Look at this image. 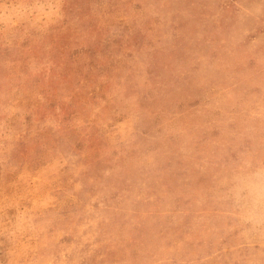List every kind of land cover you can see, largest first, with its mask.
Returning a JSON list of instances; mask_svg holds the SVG:
<instances>
[{
    "label": "rangeland",
    "instance_id": "obj_1",
    "mask_svg": "<svg viewBox=\"0 0 264 264\" xmlns=\"http://www.w3.org/2000/svg\"><path fill=\"white\" fill-rule=\"evenodd\" d=\"M0 264H264V0H0Z\"/></svg>",
    "mask_w": 264,
    "mask_h": 264
}]
</instances>
